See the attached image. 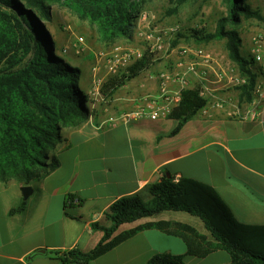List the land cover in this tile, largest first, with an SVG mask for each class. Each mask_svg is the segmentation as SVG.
<instances>
[{
  "label": "crops",
  "instance_id": "0c3cea01",
  "mask_svg": "<svg viewBox=\"0 0 264 264\" xmlns=\"http://www.w3.org/2000/svg\"><path fill=\"white\" fill-rule=\"evenodd\" d=\"M116 42L108 44L105 52L128 47ZM90 63H84L89 73L82 70L79 83L85 92L91 88L97 59ZM178 63L155 61L148 70L171 71ZM101 68L105 102L93 106L89 99L88 120L58 132L56 147L49 156L56 155L60 167L32 182L33 193L28 199L22 192L24 186L0 183V264H63L60 257L69 251L92 250L104 234L93 230V225L111 227L106 215L122 198L139 195L144 201L150 200V187L160 182L163 170L177 180L189 178L210 185L239 222L264 224V124L232 115L240 101L237 89H222V82L216 84L217 77L212 75L214 70L206 71L207 66L200 64V71L223 106L211 101L172 135L177 121L170 118L106 123L129 111L134 100L156 92L159 85L148 79V70L128 80L126 71L109 76L104 64ZM189 81V89L198 82L206 83L194 75ZM72 196L81 205L70 207L68 199ZM23 202L27 203L26 210L11 215ZM159 221L187 224L211 238L202 220L184 212H162L125 229ZM173 238L156 230L143 231L89 264H99L115 254L116 264H147L157 254L185 255L183 243ZM154 241L169 245L160 252L154 248Z\"/></svg>",
  "mask_w": 264,
  "mask_h": 264
},
{
  "label": "trees",
  "instance_id": "16d2710c",
  "mask_svg": "<svg viewBox=\"0 0 264 264\" xmlns=\"http://www.w3.org/2000/svg\"><path fill=\"white\" fill-rule=\"evenodd\" d=\"M144 0H0V183L15 181L22 186L40 181L60 165V159L49 156L56 147V133L67 127H77L89 118L88 95L79 87L82 71L74 67L53 39L47 23L52 20L54 5L69 10L83 21L95 26L99 40L110 44L134 36L136 12ZM190 0H175L176 9ZM227 17L217 22L215 33L192 31L197 44L226 40L230 60L237 65L242 78L239 99L251 102L259 80L253 58L241 55L239 34L227 27L238 26L244 19L263 17L248 0H223ZM182 36V35H179ZM151 57L145 56L126 72L131 80L151 68ZM199 87L186 89L182 101L170 115L177 121L172 135L193 119L207 105ZM151 199L139 195L116 201L107 213L112 226L94 224L103 238L90 251L77 249L60 257L63 264H89L133 239L140 232L156 230L180 238L186 245V255L157 254L147 264H185L187 256L205 259L217 252H226L228 264H264V224L239 222L232 209L208 184L189 178L168 176L162 171L160 182L150 187ZM81 205L69 197V206ZM23 202L10 214L26 210ZM162 212H184L199 218L211 238L194 227L180 222H149L135 224Z\"/></svg>",
  "mask_w": 264,
  "mask_h": 264
},
{
  "label": "rangeland",
  "instance_id": "374dc122",
  "mask_svg": "<svg viewBox=\"0 0 264 264\" xmlns=\"http://www.w3.org/2000/svg\"><path fill=\"white\" fill-rule=\"evenodd\" d=\"M248 3L253 10L260 13L263 20L244 19L240 25H229L227 28L239 34L242 40L241 55L245 59L250 60V58H253L254 40L259 35L264 37V0H248ZM176 7L175 0H144L136 12L137 19L134 36L129 40L125 38L118 39L116 44L128 45L129 48L133 49H143L144 43L141 42L137 34L139 28H145L149 25L156 27L158 31L163 33H171L174 30L173 34L168 35V52L159 54L156 57V62L160 63L163 60L196 61L202 66H207L206 71L211 72L212 69L214 70L212 75L216 76L217 79H222V89H238L241 86L238 81L243 78L237 65L229 58L226 48L227 41H213L200 45L195 43L190 36L192 31L197 30L215 33L217 22L227 17V7L223 0H190L173 13ZM51 13L52 20L46 24L50 31L49 33L53 36L58 47L64 51L67 60L74 67L89 73V69L87 71L84 63L87 60L91 61V63L92 59L96 60L99 53L108 50V44L99 40L95 26L91 25L89 21L79 19L77 15L69 10L54 5ZM144 15L147 16L145 21L142 17ZM79 38L84 39L85 46L83 47V52L77 54L73 47ZM145 56L147 58L151 57L149 55ZM151 59L154 58L151 57ZM254 69L259 74V69L257 67H254ZM221 74L224 76L221 77ZM198 85H200V82L194 88L198 87ZM80 89L84 91V88L80 87ZM89 90L84 92L87 94ZM56 137L58 138V133H56ZM52 150L50 148L48 153H51ZM14 183L15 181H10L8 186L14 185ZM172 241L182 242L186 251V245L183 240L173 238ZM153 243L154 248L160 252H164L166 245H169L166 241H154ZM117 261L118 256L115 254L103 258L99 264H116ZM229 262L230 257L226 252H218L206 259L189 256L185 258V264H228Z\"/></svg>",
  "mask_w": 264,
  "mask_h": 264
},
{
  "label": "built area",
  "instance_id": "2783aa9c",
  "mask_svg": "<svg viewBox=\"0 0 264 264\" xmlns=\"http://www.w3.org/2000/svg\"><path fill=\"white\" fill-rule=\"evenodd\" d=\"M143 20H147V16H142ZM171 33H163L158 31L156 27L147 26L139 28L138 36L141 42L144 43L143 49H133L129 47H115L111 52H101L97 56V64L92 69L93 78L92 85L88 91V98L93 106L105 102L102 96V78L99 73L105 65V71L110 76L119 75L122 72H127L135 63L144 59L145 55L152 58L153 63L156 57L161 53H167L168 35ZM85 41L79 38L74 44V50L77 54L83 52ZM198 53V52H197ZM252 57L255 67L259 69V80L254 91V98L251 102L239 101L232 113L233 116L245 120L255 121L264 124V37L259 35L254 40ZM200 63L196 61L189 62L184 65L182 61L175 66L171 71L153 72L148 70V79L158 83L159 88L156 92L146 94L139 99L134 100L131 109L120 113L118 116L111 117L106 123L117 124L120 121L129 122L130 120L149 119L158 121L168 119L174 109L179 107L182 101V93L189 89L190 76H201L206 83H200L198 87L201 89V97L211 101H216L217 105L223 106L219 99H216L215 89L209 85V81L205 78V73L200 71ZM147 71V70H146ZM200 72V73H199ZM224 75L221 74V77ZM203 81V80H202ZM222 79H217L216 84L221 83ZM232 81V80H230ZM246 80L243 78L238 81L239 85H244ZM105 123V124H106ZM77 200H75V204Z\"/></svg>",
  "mask_w": 264,
  "mask_h": 264
},
{
  "label": "water",
  "instance_id": "95a60500",
  "mask_svg": "<svg viewBox=\"0 0 264 264\" xmlns=\"http://www.w3.org/2000/svg\"><path fill=\"white\" fill-rule=\"evenodd\" d=\"M168 176L170 177V175ZM22 192L24 194L25 199H28L32 195L33 189L30 186H24L22 187ZM39 252L40 254H46V250H40Z\"/></svg>",
  "mask_w": 264,
  "mask_h": 264
}]
</instances>
